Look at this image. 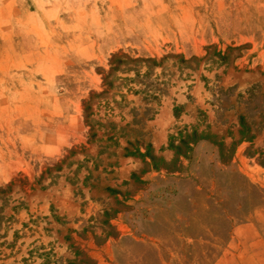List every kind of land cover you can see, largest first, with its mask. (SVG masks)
Returning <instances> with one entry per match:
<instances>
[{"label":"rangeland","instance_id":"obj_1","mask_svg":"<svg viewBox=\"0 0 264 264\" xmlns=\"http://www.w3.org/2000/svg\"><path fill=\"white\" fill-rule=\"evenodd\" d=\"M0 264H264V0H0Z\"/></svg>","mask_w":264,"mask_h":264}]
</instances>
